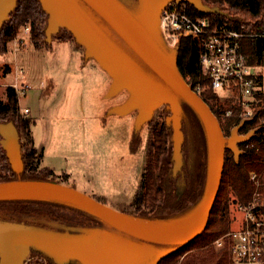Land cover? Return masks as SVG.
Here are the masks:
<instances>
[{
	"label": "water",
	"instance_id": "95a60500",
	"mask_svg": "<svg viewBox=\"0 0 264 264\" xmlns=\"http://www.w3.org/2000/svg\"><path fill=\"white\" fill-rule=\"evenodd\" d=\"M18 0H0V29ZM47 15L44 38L59 29L70 33L83 57L111 79L107 97L123 95L119 114L135 112V130L156 109L169 106L173 153L178 158L182 138L180 112L186 105L196 116L206 144V167L201 201L185 216L141 218L116 210L73 187L51 180L0 181V202L51 201L79 209L100 222L82 232H54L0 220V264H24L38 250L57 264H158L206 229L216 200L225 151L235 160L238 143L247 136L233 128L226 136L209 106L177 67L178 47L167 42L160 13L171 2H185L203 14L221 13L204 0H38ZM0 147L14 173L24 169L19 132L12 121L0 123ZM177 214V213H176ZM174 215V214H173Z\"/></svg>",
	"mask_w": 264,
	"mask_h": 264
},
{
	"label": "trees",
	"instance_id": "16d2710c",
	"mask_svg": "<svg viewBox=\"0 0 264 264\" xmlns=\"http://www.w3.org/2000/svg\"><path fill=\"white\" fill-rule=\"evenodd\" d=\"M204 2L210 6H226L236 14L255 18L258 23L255 24L254 30L264 33V0H204ZM188 8L192 15L205 16L215 23H226L228 27L234 29H239L241 25L238 21H228L225 17L218 14L198 12L189 4ZM9 16V20L2 25L0 30V52L6 53L8 51V45L17 35L19 29L25 26L29 27L30 43L34 48L40 49L44 38L43 30L46 25L47 15L43 12L39 1L18 0L16 8ZM65 33L64 38L66 40L64 39L63 41L70 40L73 42L70 34ZM243 46L249 64L254 65L264 61V37L246 38L243 40ZM178 48L177 67L180 73L188 84L194 86L196 83H200V97L219 118L222 129L228 134L233 120H222L219 116V110L223 107H228L229 103L222 99L219 93L213 90L208 81L204 80L199 73L198 48L187 38H181ZM3 67L5 74L10 72L9 65L5 64ZM18 101L19 97L16 90L10 85L6 86L3 92V99L0 98V123L12 121L18 129L22 139L23 171L25 173L36 171L39 168L42 152H39L33 145L30 128L34 121L28 115L24 116L19 108ZM202 138V133L199 129L196 167L194 171H188L190 174L186 178L184 192L179 196L177 191L173 190V181L169 172L160 165L162 159L168 154L166 127L162 122L156 123L150 128L146 142V162L139 184L129 203L133 212H135L133 213L134 215L153 219L165 215V213L175 214L187 206V201L188 203L194 202L204 180L205 163ZM260 158L261 155L256 154L254 150H248L235 160L230 150L225 151L221 184L206 229L193 241L160 260L158 264L228 263V249L226 246L219 249V252H215L211 248L207 255L199 254L204 247L213 245L216 239L230 230V211L234 210L236 203L245 204L250 199L251 189L248 181V171L262 167L258 163ZM0 163H5L4 152L1 148ZM47 174L51 175V171ZM15 179L0 178V181ZM19 202L24 201H14L12 203L20 204ZM193 250L197 252L189 255V252Z\"/></svg>",
	"mask_w": 264,
	"mask_h": 264
},
{
	"label": "rangeland",
	"instance_id": "374dc122",
	"mask_svg": "<svg viewBox=\"0 0 264 264\" xmlns=\"http://www.w3.org/2000/svg\"><path fill=\"white\" fill-rule=\"evenodd\" d=\"M210 6V5H209ZM213 7V6H211ZM221 13V15L225 17L228 21H238L245 25V29L254 30V26L258 21L255 18L246 17L242 14H236L233 11H230L226 6L215 5ZM217 14V13H212ZM1 30V29H0ZM65 32L69 33L66 30L59 29L55 34H53L49 41L47 42L45 38L42 40L41 48L36 49L30 43V36L28 34L23 33V28H20L17 35L11 41L23 39L20 45L17 47V51L14 53L8 49L6 53L0 52V98L3 99V92L6 86L12 85L13 83L17 84L18 88V97H19V106L24 111V108H27L30 115L28 113L29 118L34 121V124L30 128L33 145L40 152L41 146L43 143V139L45 138V130L43 125V116L42 119L38 115V111L44 109L46 104L42 101L40 104L39 101V89L48 86H51L52 83H62L65 80V75L63 74V68H69L70 62L69 58L66 56V49L64 46H60L58 42L63 41L65 38ZM70 34V33H69ZM71 36V35H70ZM72 38V37H71ZM66 40V39H65ZM73 40V39H72ZM69 41L72 45H75L79 52L83 55V49L76 45V43ZM50 44V45H49ZM13 47V45H12ZM47 47H50L53 52L56 54H48L46 52ZM86 60V59H85ZM3 63H10L12 65V73L8 72L5 74L4 67H2ZM89 63H94L93 60H89ZM15 67V68H14ZM73 67V64H72ZM11 68V67H10ZM17 69L21 70V73L18 72ZM53 69H56L53 70ZM4 70V71H3ZM14 70H15V81H14ZM23 70V71H22ZM11 73V74H9ZM18 75H23L26 79L27 92L25 95L20 93V90L23 88V84L21 83V79L16 80ZM19 78V77H18ZM14 81V82H13ZM10 82H13L10 84ZM48 95V93H47ZM135 115V112H131ZM21 114V112H20ZM22 115V114H21ZM23 116V115H22ZM25 116V114H24ZM171 117V110L169 106H161L156 109L153 116L142 124L140 129L135 130L133 133L132 141H131V149L135 154V161L132 171L131 181L126 187V190L130 192V198H132L136 187L139 184L141 179L142 171L144 164L146 162V145L147 138L150 133V128L154 126L156 123H164L167 132V150L168 154L162 159L160 163L161 167H164L167 172H169L171 179L172 176L175 178L173 181V190H176L178 195L181 196L185 189L186 178L190 174L188 171H194L196 167V155L198 152V132L199 129L202 133V145H203V153H204V175H205V167H206V144L203 135V131L201 129L200 123L197 120L194 113L188 108L186 105H183L180 112V131L182 144L180 148V152L178 158L174 157L173 153V140H172V128L170 123L167 122L168 118ZM44 119H46V115H44ZM3 123V122H1ZM18 130V129H17ZM19 132V131H18ZM125 138H130L129 129H128V121L126 122V136ZM21 136L19 133V141L20 144ZM1 148V147H0ZM2 149V148H1ZM72 151L77 148L72 144L70 146ZM3 151V150H2ZM4 152V151H3ZM21 153L23 155L22 147ZM5 156V153H4ZM187 170V171H186ZM50 170L44 167L41 163L39 168L36 171L29 172H21L14 173L6 159L5 163H0V178L5 179H39V180H51L58 182L60 184H64L70 186L73 184V180H70L63 173H53L51 171V175L47 174ZM14 175V176H12ZM205 177V176H203ZM9 181V180H6ZM204 182V180H203ZM72 187V186H70ZM74 188V187H73ZM203 193V185L201 190L192 203L186 202V207L177 214H166L162 216H158L159 218L164 217V219H174L185 216L189 212L193 211L197 208L201 201ZM127 197H124L120 200H127L125 203L117 202L111 203V206L120 211H124L128 214H133V209L129 205V201ZM20 204L12 203V202H0V220L4 222H11L15 224H20L23 226L44 229L54 232H82L85 230L92 229L93 227H102L103 225L95 220L92 216L87 213L80 211L79 209L73 208L71 206L51 202V201H39V200H29L24 202H19ZM172 205V204H170ZM109 206V205H108ZM234 209V208H233ZM230 229L234 228L236 224V219L239 214L236 213V210L230 211ZM235 220V221H234ZM203 233V232H202ZM211 248L215 252H219L217 248H215L212 244L204 247L199 255H207ZM197 251L193 250L189 252V255L196 253ZM202 253V254H201ZM24 264H57L54 259L47 257L44 253L38 250H31Z\"/></svg>",
	"mask_w": 264,
	"mask_h": 264
},
{
	"label": "crops",
	"instance_id": "0c3cea01",
	"mask_svg": "<svg viewBox=\"0 0 264 264\" xmlns=\"http://www.w3.org/2000/svg\"><path fill=\"white\" fill-rule=\"evenodd\" d=\"M58 44L67 48L66 56L71 62L69 68H63L65 80L62 83L39 89L40 104L42 101L46 104L38 111L41 119L43 116L45 130L40 148L41 164L53 173H63L73 180L70 186L110 207L111 203H125L130 198L126 187L135 161L131 141L136 116L113 111L123 103L124 96L107 97L110 77L95 63L85 60L69 41ZM12 45L10 43L8 49L14 53ZM44 50L50 55L58 52L50 47ZM5 64L11 67L12 73V65L3 63L2 67ZM13 77L15 81V70ZM18 79L27 85L23 75H18ZM127 121L128 141L125 138ZM72 144L77 148L74 151L70 149ZM124 197L126 201L120 200Z\"/></svg>",
	"mask_w": 264,
	"mask_h": 264
},
{
	"label": "built area",
	"instance_id": "2783aa9c",
	"mask_svg": "<svg viewBox=\"0 0 264 264\" xmlns=\"http://www.w3.org/2000/svg\"><path fill=\"white\" fill-rule=\"evenodd\" d=\"M240 24L239 29H234L205 16H194L185 2L173 1L160 13V28L167 42L179 46L181 38L192 41L199 51V73L229 103L219 110L222 120H233L228 134H224L228 136L239 127V136L249 135L238 143L241 154L254 150L261 155L258 163L262 167L248 171L250 199L245 204L236 203L234 210L239 216L234 228L213 245L217 249L227 247V264H264V61L249 64L243 46L244 39L263 38L264 33ZM23 33H29L28 26L23 27ZM22 40H14V51ZM17 70V74L21 73ZM10 86L18 92L17 84ZM200 88V83L192 86L198 94ZM27 89L24 85L20 93L24 95ZM22 113L26 115L28 110Z\"/></svg>",
	"mask_w": 264,
	"mask_h": 264
},
{
	"label": "flooded vegetation",
	"instance_id": "af4514ba",
	"mask_svg": "<svg viewBox=\"0 0 264 264\" xmlns=\"http://www.w3.org/2000/svg\"><path fill=\"white\" fill-rule=\"evenodd\" d=\"M174 177L172 176V179H173ZM175 179V178H174Z\"/></svg>",
	"mask_w": 264,
	"mask_h": 264
}]
</instances>
